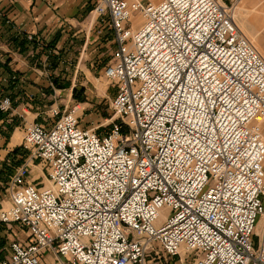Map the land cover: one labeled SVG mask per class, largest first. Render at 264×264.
Here are the masks:
<instances>
[{"label": "built area", "instance_id": "obj_1", "mask_svg": "<svg viewBox=\"0 0 264 264\" xmlns=\"http://www.w3.org/2000/svg\"><path fill=\"white\" fill-rule=\"evenodd\" d=\"M93 1L116 43L115 117L85 127L76 103L25 126L48 184L12 175L0 224L30 240L0 264L48 250L68 264H264V56L235 21L242 0Z\"/></svg>", "mask_w": 264, "mask_h": 264}, {"label": "crops", "instance_id": "obj_2", "mask_svg": "<svg viewBox=\"0 0 264 264\" xmlns=\"http://www.w3.org/2000/svg\"><path fill=\"white\" fill-rule=\"evenodd\" d=\"M243 1L256 16L257 23L252 28L264 29L260 25L264 19V0ZM93 8V0H0V94L13 100L11 113L0 112V208L11 204L10 181L23 166L28 182L41 186L46 179L44 165L39 164L42 172L35 171V159L22 148L25 126L33 121L48 124L52 107L65 108L76 103L94 107L97 103V100L89 102L88 97L71 103L75 90L78 97L81 89L89 94L90 88L85 83L77 85L79 72L90 71L89 53L108 33L116 46L114 34L98 24ZM25 34H32L41 45L28 41ZM13 75L17 80L11 79ZM82 125L90 127L83 121ZM16 239L29 241L30 236L18 225L0 224V261L8 257L10 243ZM184 256L176 264H187ZM41 264H68V261L48 250L42 255Z\"/></svg>", "mask_w": 264, "mask_h": 264}, {"label": "rangeland", "instance_id": "obj_3", "mask_svg": "<svg viewBox=\"0 0 264 264\" xmlns=\"http://www.w3.org/2000/svg\"><path fill=\"white\" fill-rule=\"evenodd\" d=\"M142 1L160 2L161 0ZM235 11L238 15L237 20L240 23V28L242 27V31L250 35L252 40L258 45V47L264 54V29L259 30L252 28V26H256V16L251 13L250 9L245 5L244 1L236 7ZM140 22L138 21V25H140ZM258 23H260V21H258ZM260 25L264 28V19L261 20ZM113 50L114 41L110 33H108L107 35H105L104 41L102 43H99V45L93 52L89 53L87 62L89 63V70L91 72L87 71L86 73L84 71H80L78 74L77 85L80 87V83H85L90 88V90L89 94H84L83 90L81 89V95L78 98L75 95V90L72 94L71 103L78 102L77 100H80L82 97H88L90 99L89 102H91L92 100H97V103L94 104V107H90L85 104L81 105L82 109H84L82 121L86 126H98L100 123L105 122L106 119L115 117V113L111 109L110 103L117 93V86L105 76V67L111 59ZM34 163L37 166L34 168L35 171L40 170L42 172V166L39 165L40 163H42V161L40 159H35ZM44 170L45 172H47L46 167H44ZM44 178L45 177L42 174L41 180H44ZM47 184L48 182L45 179L44 183L41 184V186H46ZM164 212L166 213L167 210H164ZM148 258L150 260V264H176L177 261L180 260L179 257L169 258L164 254H162L161 258H159L155 253H152ZM184 258L187 264H194V257L192 258V256H184Z\"/></svg>", "mask_w": 264, "mask_h": 264}, {"label": "bare ground", "instance_id": "obj_4", "mask_svg": "<svg viewBox=\"0 0 264 264\" xmlns=\"http://www.w3.org/2000/svg\"><path fill=\"white\" fill-rule=\"evenodd\" d=\"M235 21H236V23H237V25L240 27V24H239V22H238V20H237V13H236V11H235ZM242 28V27H241ZM246 36H247V34L246 33H244ZM247 38L249 39V37L247 36ZM250 40V39H249ZM251 41V40H250ZM252 42V41H251ZM253 43V42H252ZM254 44V43H253ZM255 45V44H254ZM256 46V45H255ZM257 48V47H256ZM258 49V48H257ZM260 52V51H259ZM261 53V52H260Z\"/></svg>", "mask_w": 264, "mask_h": 264}, {"label": "trees", "instance_id": "obj_5", "mask_svg": "<svg viewBox=\"0 0 264 264\" xmlns=\"http://www.w3.org/2000/svg\"><path fill=\"white\" fill-rule=\"evenodd\" d=\"M75 95H76V96H77V98H78V95H77L76 91H75Z\"/></svg>", "mask_w": 264, "mask_h": 264}]
</instances>
